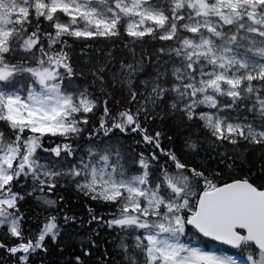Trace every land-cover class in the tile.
Listing matches in <instances>:
<instances>
[{
  "label": "snow or ice",
  "instance_id": "1",
  "mask_svg": "<svg viewBox=\"0 0 264 264\" xmlns=\"http://www.w3.org/2000/svg\"><path fill=\"white\" fill-rule=\"evenodd\" d=\"M0 264H264V0H0Z\"/></svg>",
  "mask_w": 264,
  "mask_h": 264
}]
</instances>
